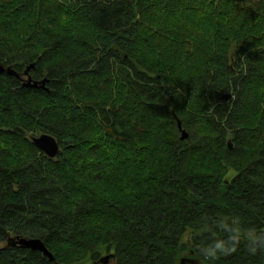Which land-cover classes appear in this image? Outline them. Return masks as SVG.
<instances>
[{"label":"trees","instance_id":"trees-1","mask_svg":"<svg viewBox=\"0 0 264 264\" xmlns=\"http://www.w3.org/2000/svg\"><path fill=\"white\" fill-rule=\"evenodd\" d=\"M31 64L46 89L0 75V264H264V0H0Z\"/></svg>","mask_w":264,"mask_h":264},{"label":"water","instance_id":"water-1","mask_svg":"<svg viewBox=\"0 0 264 264\" xmlns=\"http://www.w3.org/2000/svg\"><path fill=\"white\" fill-rule=\"evenodd\" d=\"M82 1V0H80ZM35 69V64H31L26 68V70L23 72L22 76L16 72L12 67H5L3 65H0V75L7 73L11 76H14L18 79H20L23 83V86L32 88V89H46V84L48 82L47 79H44L42 81H36L31 76V71ZM178 128L181 132V140L186 141L189 138V134L182 128L181 123H178ZM33 144L36 146L37 149H39L42 153H44L47 157L50 159H55L59 152H60V145L57 142V140L48 135V134H42L40 136L33 138ZM9 246L12 247H20L23 249H28L33 252H41L44 256L48 257L50 261H54L53 255L48 251L46 248L44 242L40 239H29V238H16L11 239L8 242ZM114 258V255H107L104 256L99 263L102 264H108L111 262V260Z\"/></svg>","mask_w":264,"mask_h":264},{"label":"flooded vegetation","instance_id":"flooded-vegetation-1","mask_svg":"<svg viewBox=\"0 0 264 264\" xmlns=\"http://www.w3.org/2000/svg\"><path fill=\"white\" fill-rule=\"evenodd\" d=\"M96 264H102V263H96ZM108 264H115L114 261L112 260L110 263Z\"/></svg>","mask_w":264,"mask_h":264},{"label":"rangeland","instance_id":"rangeland-1","mask_svg":"<svg viewBox=\"0 0 264 264\" xmlns=\"http://www.w3.org/2000/svg\"><path fill=\"white\" fill-rule=\"evenodd\" d=\"M186 264H191L190 262L186 263Z\"/></svg>","mask_w":264,"mask_h":264}]
</instances>
